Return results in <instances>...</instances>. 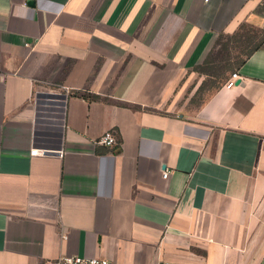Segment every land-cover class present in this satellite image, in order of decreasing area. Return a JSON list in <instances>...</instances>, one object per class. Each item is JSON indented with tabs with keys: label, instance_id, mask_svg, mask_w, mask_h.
Segmentation results:
<instances>
[{
	"label": "crops",
	"instance_id": "1",
	"mask_svg": "<svg viewBox=\"0 0 264 264\" xmlns=\"http://www.w3.org/2000/svg\"><path fill=\"white\" fill-rule=\"evenodd\" d=\"M263 6L0 0V264H264V43L195 101Z\"/></svg>",
	"mask_w": 264,
	"mask_h": 264
},
{
	"label": "trees",
	"instance_id": "2",
	"mask_svg": "<svg viewBox=\"0 0 264 264\" xmlns=\"http://www.w3.org/2000/svg\"><path fill=\"white\" fill-rule=\"evenodd\" d=\"M244 31H247V33H243ZM253 32H256L257 35V32L259 33L260 31L252 28L249 25H243L240 31L231 37L232 40L237 44L236 48H241V53L236 57V62H237L236 68L241 66L245 62V59L249 58L252 54H254V52H256L260 48V46L264 43V31L260 32L259 37L255 36L254 35L255 33L253 34ZM222 38L223 37H221V39ZM220 41L218 42V45ZM225 51L227 53V57L225 59H221V61L226 63L224 66L218 67V69H216L217 67H215L214 64L217 62L218 58H214V55L212 53L204 61L203 64L198 65L195 68L196 71L207 74L214 79L226 78V77H221L222 73L224 71L233 72L234 66L231 63L233 56L231 55L229 48H225ZM202 90H203V86L201 87L200 91Z\"/></svg>",
	"mask_w": 264,
	"mask_h": 264
},
{
	"label": "built area",
	"instance_id": "3",
	"mask_svg": "<svg viewBox=\"0 0 264 264\" xmlns=\"http://www.w3.org/2000/svg\"><path fill=\"white\" fill-rule=\"evenodd\" d=\"M209 1V0H207ZM231 79L233 80H240L245 81L246 76L241 75L238 73H234L231 76ZM99 144L104 145L106 147H115L116 145L120 144V142L117 141L115 134L112 131H108L105 133L98 141ZM57 151L48 149V148H35L31 151L32 156H46L48 154L56 153ZM57 154H61L58 152ZM169 172L166 171L163 174V178L167 179L169 176ZM45 264H111L108 260L105 259H98V258H84L79 256H70V257H61L57 259L56 261H53L52 263H45Z\"/></svg>",
	"mask_w": 264,
	"mask_h": 264
},
{
	"label": "rangeland",
	"instance_id": "4",
	"mask_svg": "<svg viewBox=\"0 0 264 264\" xmlns=\"http://www.w3.org/2000/svg\"><path fill=\"white\" fill-rule=\"evenodd\" d=\"M263 8H264V6H263ZM243 33H247V31H244ZM253 34L255 36H258V37L260 36V32L259 33L257 32V35H256V32H253ZM236 46H237V44L229 36H226L223 39H221V43L218 45V47L214 51V58H218L217 62L214 64L215 67H217L216 69H218V67L224 66L226 64L225 62L221 61V59H225L227 57V53L225 51V48H229V51H230L231 55L233 56L231 63L234 66V70L236 69V66H237L236 57H237V55H239L241 53V48H236ZM240 57H241V55H240ZM225 74H226V72H224L223 75H225ZM218 86H220V79L207 78L204 91L195 97V101L200 102L202 100V98H204L209 92H211L210 90L213 87H218Z\"/></svg>",
	"mask_w": 264,
	"mask_h": 264
}]
</instances>
